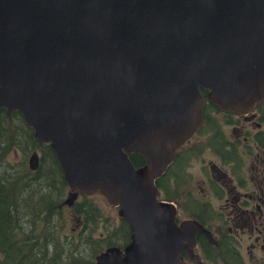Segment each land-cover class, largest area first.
Listing matches in <instances>:
<instances>
[{
    "label": "water",
    "instance_id": "95a60500",
    "mask_svg": "<svg viewBox=\"0 0 264 264\" xmlns=\"http://www.w3.org/2000/svg\"><path fill=\"white\" fill-rule=\"evenodd\" d=\"M200 90L236 115L262 101L264 0H0V110L50 146L64 204L101 196L128 226L94 264H184L206 234L155 186L202 124Z\"/></svg>",
    "mask_w": 264,
    "mask_h": 264
},
{
    "label": "flooded vegetation",
    "instance_id": "af4514ba",
    "mask_svg": "<svg viewBox=\"0 0 264 264\" xmlns=\"http://www.w3.org/2000/svg\"><path fill=\"white\" fill-rule=\"evenodd\" d=\"M205 96L200 128L175 151L156 187L174 205L177 226L194 221L206 233L195 231L178 255L184 264H264V98L236 115L218 111ZM80 202H65L79 208L74 217L85 216Z\"/></svg>",
    "mask_w": 264,
    "mask_h": 264
},
{
    "label": "trees",
    "instance_id": "16d2710c",
    "mask_svg": "<svg viewBox=\"0 0 264 264\" xmlns=\"http://www.w3.org/2000/svg\"><path fill=\"white\" fill-rule=\"evenodd\" d=\"M205 93L200 90L202 98ZM32 151L40 157L35 172L24 164ZM17 152L21 159L9 163ZM128 159L135 168L143 164L138 154ZM67 190L50 146L33 140L31 129L17 112L6 116L0 110V264H94L93 258L103 249L126 246V223L118 219L115 225H104L103 215L88 198L78 203L85 208V216H76L80 229L64 234L67 217H62L60 209ZM72 211L80 213L77 205Z\"/></svg>",
    "mask_w": 264,
    "mask_h": 264
},
{
    "label": "rangeland",
    "instance_id": "374dc122",
    "mask_svg": "<svg viewBox=\"0 0 264 264\" xmlns=\"http://www.w3.org/2000/svg\"><path fill=\"white\" fill-rule=\"evenodd\" d=\"M220 116H218V121H221V118H219ZM195 140H205V138L203 136H197L195 137ZM194 143V140H192L188 145L191 146ZM38 157H39V153L36 152ZM30 152L26 155L25 160H24V164L25 167L27 168V160H28V156H29ZM210 154V153H209ZM40 158V157H39ZM207 159H211L210 157H206ZM20 158V153L17 152L14 157L9 158L8 162L13 164L14 162H17ZM200 165V164H198ZM197 166H195L192 170H191V175L193 176L195 170H196ZM28 170V169H27ZM30 171V170H29ZM69 192L67 190L66 196L64 197V200L67 198H70L71 196L68 195ZM82 197L79 195H76L73 199V201H81ZM64 200L62 202L63 207H61L60 212L62 217H67V223H66V230L64 234H76L77 231L80 229V224L74 223V220L76 219V217L72 216V210L71 207L69 208L68 205L64 204ZM88 201L90 203H92L97 209L98 211L101 213V215H103L102 219H105V222H102L104 225H107L108 222L111 223V225H115L118 221V216L116 214V208L109 206L107 203H105L104 199L101 196L98 195H93V196H88ZM110 219H112V221H110ZM108 220V221H107ZM73 229V231H72ZM99 231L101 232V229H99ZM99 234V233H97Z\"/></svg>",
    "mask_w": 264,
    "mask_h": 264
}]
</instances>
